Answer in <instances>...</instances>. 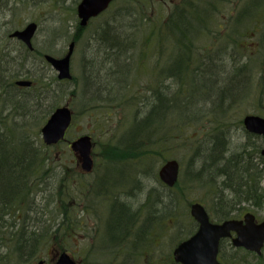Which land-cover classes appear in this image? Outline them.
<instances>
[{"label":"rangeland","instance_id":"1","mask_svg":"<svg viewBox=\"0 0 264 264\" xmlns=\"http://www.w3.org/2000/svg\"><path fill=\"white\" fill-rule=\"evenodd\" d=\"M80 1L2 0L0 3V72L4 71L3 54L9 53L11 57H17L18 47L23 48L17 39L10 38L9 34L23 29L28 23L37 25L36 33L32 38L33 50H30V54L36 51L41 55V58L36 59V62H31L29 58L25 64L23 57L18 55V61H13L7 66L13 68L11 70L6 68V70H9V74H13L15 77L6 81L5 77L0 78V115L7 116L9 114L7 111L13 106H16L18 110L17 105L21 103L26 104L30 113V102L35 101L40 107L36 112H31L34 120L31 117L32 122L27 121L29 125L25 129L31 131L30 138L32 140L36 139L41 142V128L46 124L55 108L68 106L71 109L74 120L67 131L66 140L51 149L52 155L56 157L53 165L57 168L59 175L65 174L66 180L61 181V186L55 187L52 194L45 193L42 200L36 201V203L47 202L52 216L50 218V215L47 214V220H52L55 216L56 222L58 221L57 217L62 219L64 216L62 210L59 214V211H54L59 199L62 198L63 203L71 210L67 215L70 214L78 221L67 232L69 241L61 238L64 237L62 233L54 234L57 227L53 225L49 233L54 236L40 245L36 256L31 260L30 258H19L12 251L6 252L3 249L2 253L6 252V256H0V264H36L40 260L45 261L46 264H54L58 254L64 251L71 255L77 264L88 262L92 264H121L119 256H125V252L123 249L117 251L118 236L123 230V226L120 225L123 216L119 210L127 211L129 216L135 214L139 205L145 206L142 208L146 210L145 201L149 192L153 190H156L153 193L159 197L158 202L163 199V192L159 191L161 189L158 187L159 180L155 178L158 176L159 168L167 160L174 159L180 164V181L185 171L190 173L198 167L197 162L195 164L193 162L195 160L192 154L198 146L193 139H208L203 142L205 143L202 145L204 148L212 139V135H216L213 134L216 130L219 135H225L229 141L226 143L229 145L230 155L237 154L239 156L242 154L244 157L246 150L250 149L248 148L249 141L254 142V147L264 142L248 137L242 125L243 119L248 115H258L264 118V31L261 35L262 28L260 27L256 35L243 36L244 31H241V26L243 24L246 26V24L242 20L243 16L237 17V14L243 11L242 0H137L138 6L132 5L136 0H116L110 6L109 13L118 7H126L128 4L130 7L137 8L138 11H140L139 8L142 9L143 15H148L150 18L151 24H157L156 28H161V22L172 11L182 13L188 10L187 30L190 36H194L195 28L199 29L194 39L196 53H204L207 59L212 57L216 60L214 63L216 66L211 74V77L216 80L214 83L216 90L208 96H204V94L196 96L193 103L184 110L179 111L177 105L169 110L164 129L171 130L173 138L170 140V145L164 148L162 152L164 157L161 159L156 155H153L152 158L139 156V154L119 155L110 158L108 154L105 155L104 153H108L109 149H120L123 147L121 143L128 142V137L125 138L127 130L133 126L135 117L148 112L152 90L157 88L159 91L160 85L171 83L172 94L177 92L178 85L174 81L164 82L165 78L163 77L179 51L173 42V44L171 42L162 43L164 47L158 43L159 37L163 33H170V29H156L149 42L146 41L148 37L141 36L147 32L141 31L135 35L139 40L134 49L128 52V61H124L123 57H120L110 66V70L106 69L105 46L96 43L91 37L103 20L100 18L97 22L95 21L97 17L92 19L84 29L80 27L77 18V7ZM209 7L211 8L209 9ZM192 15L196 19L192 20ZM203 20L205 22L207 20L208 25L205 28H200V21ZM78 27L82 28L78 31L79 34L76 32ZM248 34L250 32H247L246 35ZM260 36H262L261 39H259ZM254 37L258 40L254 42L255 45H251L250 41H253ZM233 38L237 39L236 47L232 43ZM71 42L74 44L70 59L71 79L58 80L56 72L44 59V55L62 58L68 52ZM244 48V52L252 57V61L249 60L247 65L252 68L253 72H245L248 76L247 85L243 84L237 89V92L235 91V95L240 99L229 106L225 101L223 103L225 110L219 113L221 109H217L219 101L216 100V97H219L227 76L234 73L236 66L242 65ZM196 58H198L197 55ZM205 63L210 64L208 60ZM100 64L103 69L99 68ZM176 64L175 60L171 68ZM197 65L198 63L195 62L193 67L195 68ZM26 70L29 71L27 75L23 74L27 72ZM111 71H114V75ZM6 73L8 72L6 71ZM32 76L37 78L34 79ZM201 78L202 76L191 77L193 81H199ZM16 81H30V89L18 86ZM106 83L108 84L106 85ZM112 84L114 89L107 92L108 85ZM71 93L72 95H70ZM10 94L14 96L13 99L9 98ZM107 95L109 97L105 101L101 100ZM172 97L176 99L177 94ZM35 107L34 105L32 109L35 110ZM161 125L160 123L159 127ZM81 135H89L93 142L92 158L96 166L90 175L84 174L78 165L77 155L69 147V143ZM121 138L125 141L120 143ZM200 149L202 150V147ZM191 156L193 160L189 164ZM127 166L131 168V173ZM256 169L255 177L257 174V179L259 178V183L261 182L260 188H264V164H260ZM108 182L114 183L112 185L117 187L114 188L115 194L109 196L112 193L110 191L106 195L100 196L98 201L101 192L109 191L110 186L106 185ZM90 187L92 188L91 197H87L85 195L87 192L90 193ZM118 188H121V192L117 191ZM173 190L174 193H177L176 188ZM56 192L61 193V196L56 195ZM156 195H152V201ZM189 195L190 203L205 205L207 211L212 215L209 214L214 217L212 218L213 222L221 221L215 219L214 215L220 214L221 211L228 208L226 199L223 204L215 205V201L211 200L213 197L208 195L205 189L196 190V192L191 190ZM83 199L87 201L83 202ZM114 201H116V206L113 205ZM177 201L179 200L177 199ZM260 201H258V205L254 204L255 208H251L247 204L234 208V212L228 219H240L249 212L254 214L259 221L264 220V198ZM158 204L156 203L155 207ZM122 205L125 207L121 208ZM161 205L159 204L157 211L158 216H160ZM189 207L185 203L182 211L184 216H187V220L192 223V230H194L197 226L190 216ZM47 220L42 218L43 227L53 223ZM189 222L184 223L180 228L178 223L174 227L171 221L165 225L166 235L161 234L154 241L155 250L158 252L155 258L153 257L154 262L157 260L158 264H163V259L166 260L171 255L178 241L184 238V235L189 237L192 234ZM11 236L6 235V242L9 243L8 239ZM112 250H115L117 256L115 253L111 254ZM221 255L223 259L225 257L234 264L241 262L264 264L262 263L264 258L258 260L245 252L232 249L224 242L221 246ZM132 264H142V259H136Z\"/></svg>","mask_w":264,"mask_h":264},{"label":"trees","instance_id":"2","mask_svg":"<svg viewBox=\"0 0 264 264\" xmlns=\"http://www.w3.org/2000/svg\"><path fill=\"white\" fill-rule=\"evenodd\" d=\"M242 1L243 11L238 13L237 17L243 16L242 20L246 24V26L244 24L241 26V31H244L243 36L250 37L252 34L256 35L260 27L262 28V35L264 31V0ZM132 5L138 6V1H134ZM139 10L127 4L126 7H118L112 13H109V10L106 11L95 20L98 22L102 18L103 21L99 23L91 37L94 38L96 43L105 46V53L107 54L104 61L107 64L106 69L110 70V66L117 59L119 60L120 57H123L122 59L124 61H128V52L134 49V46L139 40L135 37L137 32L141 33V31H146L147 33L141 36L148 37L146 41L149 42L156 29H170V33H163L159 37L158 43L164 47L162 43L173 42L178 48L179 52H177L173 60V63L176 60L177 64L171 68L173 66L171 63L165 72V77H163L165 78L164 82L174 81L178 85L177 92L172 94L171 83L160 85L161 88L159 91L157 88L152 90L150 92L152 97L149 100L148 112L142 116L139 114L134 118L133 126L127 130L125 136V138L128 137V142L121 143L125 140L120 139L122 148H111L108 153H104L105 155L108 154L109 158L119 155L139 154V156L146 158H152L154 157L153 155H156L161 159V157H164V153L162 154L164 148L170 145V140L173 138L172 131L168 128L164 129L165 123H167L166 118L169 115L168 112L172 108L171 105H177L179 111H181L188 108L196 96L200 94L208 96L216 90L214 86L216 80L211 77L213 69L216 66L214 64L216 60L212 57L207 59L204 53H196L194 39L199 29L195 28L196 32L194 36H190L187 30V23L189 21L188 10L182 13L172 11L161 22V28H156L158 27L157 24H151L148 15H143V10L140 8ZM80 30L82 28L78 27L76 32L79 34L78 31ZM247 32H250V34L246 35ZM74 36L76 39V33ZM243 36L241 35L242 38ZM261 38L262 36L259 39ZM256 40L258 39L254 37V40L250 41V44L255 45L254 42ZM232 43L236 47L237 39L233 38ZM256 43L258 44L259 42ZM17 51V57H11L9 53L3 54L4 71L0 72V78L5 77V81L15 77L13 74H9V70H6V68L13 69L7 66L13 61H18L19 56L23 57L24 64L26 61L28 62L29 58L31 62H36V59L41 58V55L36 51L30 54L29 57V53H27L24 47H18ZM193 53L195 55L194 57ZM196 55L198 58H196ZM251 59L252 57L244 52L242 65L240 67L236 66L234 73L227 76L223 82L224 85L219 93V97L215 94L217 96L216 100L219 101L217 103L219 104L217 109H221L219 113L224 112L223 110L225 108L223 107V103L225 101L229 106L240 99L235 93L240 86L243 84L247 85L248 83V76L245 72H253L251 70L252 68L247 65L252 61ZM207 60L210 64L205 63ZM195 62L198 65L194 68L193 65ZM13 66L15 67V65ZM233 66H235L234 63ZM99 68L103 69L101 64ZM23 74L27 75L29 71ZM192 76H202V78L199 81H193L191 79ZM32 78L35 79L37 77L32 76ZM108 86L111 87V85ZM3 88L5 89L4 86ZM175 94H177L176 99L172 97ZM185 94L188 95L186 96ZM9 98H11V94ZM30 104V113L26 104L21 103L17 105L18 110L16 106H13L7 111L9 113L7 116L0 115V256L5 257L6 252L12 251L19 258H30L31 260L36 256L40 245L54 236V234L59 235L62 233L64 237L61 238L68 239L69 241L70 238L67 232L78 221L72 218L70 214L67 215L71 210L63 203L62 198L59 199L54 211H59V214L60 210H62L64 216L62 219L56 216L58 218L56 222L54 220L55 216H53L52 220H47V214L50 215V218L52 217L47 202L43 204L36 203V201L42 200L45 193L50 192L52 194L55 187H60L61 181L66 180V176H64L65 174L59 175L57 168L53 165L56 157L52 155L51 149L57 145L47 147L42 141L32 140L30 138L31 131L25 129L32 122L31 120H34L31 112H36L40 107L35 101L30 102ZM34 105L36 106L35 110L32 109ZM27 116L28 119H26ZM31 117L32 119L30 120ZM160 123L162 124L161 127H159ZM213 134L216 135H212V139L209 140L204 148L202 145H205V143L203 142H206L208 139H193L198 144L192 154L195 160L193 162H197L200 168L195 173H187V171L183 173L181 180L174 187L177 193H174V188H167L159 182L158 187L161 189L159 191L163 192V199L160 202H158L159 197L153 193L156 190H153L149 192L145 201L147 205L146 210L142 208L143 205H139L137 210H135V214L130 216L127 211L119 210L123 218L126 219L124 220L122 218L120 221L123 230L117 240V251L119 252L123 249L125 252V256H119L121 264H132L136 259H142V264H158L157 260L154 262V258L158 253L155 250L154 241L161 234L163 236L166 235L167 232H164V227L168 222L171 221L174 227L178 223L179 228L184 223L189 222L187 216H184L182 208L185 203L190 206L191 199L189 193L191 190L196 192V190L205 189L208 195L216 194L211 195L214 198L215 205L223 204L224 199L227 200L228 204L226 206L228 208L225 211H221L220 214L214 215L215 219L221 221L227 220L234 212L236 200L255 202L256 205H258L259 200H263L264 188H260L259 178L256 181L257 174L256 177L255 174L251 176V180L247 182V187L242 185L235 168L238 155H230L229 145L226 143L229 141H227L225 135H219V132L216 130ZM201 147L202 150L200 149ZM193 159L191 156L189 164ZM205 165L208 169H205ZM128 169L131 173V168L128 167ZM204 169L206 171L205 175H203ZM155 179L157 180V177ZM91 189L90 187L89 191ZM217 191H219V194ZM173 193L174 196L172 195ZM56 195L61 196V193L56 192ZM152 195H156L153 201ZM226 195L228 197H225ZM179 202L180 204H178ZM150 203L153 204L151 205ZM156 203L162 204L160 206V216L157 215L159 204L155 207ZM42 218L53 223L47 225V227L46 225L43 227ZM211 218L214 217L211 216ZM172 220L174 221L172 222ZM189 224L191 227L190 232L193 233L195 229L192 230L193 225L190 222ZM53 225L57 229L54 234H50L49 231H51ZM6 235H12L8 239L9 243L6 242ZM183 237L178 243L188 236L184 235ZM3 249L6 250L5 253H2ZM113 253H115V250H112L111 254ZM115 255L117 256L116 253ZM220 258L223 260L222 256ZM224 261L226 264H234L226 258ZM86 264L92 263L88 262ZM163 264L178 263L173 261L171 253L166 260L163 259Z\"/></svg>","mask_w":264,"mask_h":264},{"label":"water","instance_id":"3","mask_svg":"<svg viewBox=\"0 0 264 264\" xmlns=\"http://www.w3.org/2000/svg\"><path fill=\"white\" fill-rule=\"evenodd\" d=\"M115 0H81L77 7V18L80 27L84 28L88 22L105 12ZM37 30L35 23H29L23 30L13 32L10 37L16 38L33 50L32 38ZM74 44L71 43L68 52L62 58L45 55L44 59L57 73L58 80L71 79L70 59ZM21 87L31 86L29 81H17ZM72 122V112L68 106L56 108L41 128L42 141L46 146H53L64 140L65 134ZM243 124L249 133L264 136V118L248 115ZM71 150L77 154L81 162V169L89 172L92 169L91 139L80 136L70 143ZM264 156V149L262 151ZM179 164L176 160H169L159 169V179L168 187H173L178 179ZM190 215L198 224L196 232L187 240L181 242L173 250V259L179 264H221L218 261L219 243L221 239L230 237L231 232L237 236L232 240L234 247H244L250 251L261 253L264 244V220L255 223L252 214L244 216L243 221L227 220L222 223H212L207 211L199 203L192 204ZM36 264H45L40 260ZM54 264H76L75 260L66 252L58 255Z\"/></svg>","mask_w":264,"mask_h":264},{"label":"flooded vegetation","instance_id":"4","mask_svg":"<svg viewBox=\"0 0 264 264\" xmlns=\"http://www.w3.org/2000/svg\"><path fill=\"white\" fill-rule=\"evenodd\" d=\"M2 1V0H1ZM1 3V2H0ZM209 9H210V7H209ZM209 14H210V11H209V13H208V19H209ZM191 18H192V20H194V19H196L195 18V16L194 15H192L191 16ZM207 19V20H208ZM207 20H206V22L203 20V21H200V28L202 27V28H205L207 25H208V22H207ZM194 22V21H193ZM204 30V29H203ZM18 41V40H17ZM24 48H25V50H27L28 51V53H29V57H30V50L28 49V48H26V46L22 43V42H20V41H18ZM111 73L113 74L114 73V71H111ZM30 82V81H29ZM28 89H30V86L28 87ZM246 133V135L248 136V137H253V140L254 139H260V140H263L264 141V136H262V135H257V134H253V133H249L248 131H246L245 132ZM248 142V141H247ZM253 141H249V148L250 149H248V150H246V156L244 157V156H242V154H240L239 156H238V159H237V163H236V172L238 173L237 175L239 176V178H240V183L242 184V185H244L245 187H247V182H249L250 180H251V176H253L254 175V171L255 170H257L256 168H258V166L260 165V164H264V156H262V151H263V149H264V142L261 144V145H258L257 144V147H254L253 146ZM78 158V165H79V167H81V162H80V160H79V157H77ZM195 164V163H194ZM198 164V163H197ZM96 166V163H94V159L92 158V169H91V171H89V172H85L84 174H86V175H90V174H92L93 172H94V167ZM194 166V165H193ZM200 168V165L198 164V167H196V169H193L194 171H192V172H198V169ZM205 169H208V167H206V165H205ZM205 169H204V174L203 175H205L206 174V171H205ZM257 172V171H256ZM157 178H158V176H157ZM97 179V178H96ZM219 179V178H218ZM256 181H257V178H256ZM160 182V181H159ZM93 183V182H92ZM161 183V182H160ZM106 184H109V185H112V184H114V183H106ZM162 184V183H161ZM90 185H91V183H90ZM125 185H127V184H125ZM163 185V184H162ZM122 186H124V185H122ZM260 186H261V182H260ZM114 188H117V187H114ZM120 189L121 188H118V190L117 191H120ZM115 189H113V190H111V194H109V196H111V195H114L115 194V191H114ZM110 192V190L109 191H105V192H101L100 193V195H99V198H98V201H99V199H100V196H103V195H106L107 193H109ZM121 192V191H120ZM218 192V194H219V191H217ZM211 195H216V194H211ZM85 196H90L91 197V191H90V193H88L87 192V194L85 195ZM214 198H212L211 200H213ZM86 202L87 200H84L83 199V202ZM242 204H247L249 207H251V208H255V202H249V201H242V200H236L235 201V208H238V207H240ZM113 205L114 206H116V201H114L113 202ZM119 205H121L120 203H119ZM123 206L125 207V205H122V207L121 208H123ZM115 208V207H114ZM247 214H252V213H245L243 216H242V218H235V220H237V221H243V219H244V216L245 215H247ZM254 217H255V222L256 223H260L261 221H259L257 218H256V216L254 215V214H252ZM237 236V234L235 233V232H231V235H230V237L228 238V239H225V241H224V243H226V245H230V247H231V243H232V239L234 238V237H236ZM236 251H238V252H240V251H242V252H245L246 254H248V255H252V256H254L255 258H257L258 260L260 259V260H263V258H264V244H263V247H262V249H261V253L258 255V254H256L255 252H253V251H250V250H248V249H246V248H244V247H237V248H234ZM239 264H246V263H244V262H241V263H239Z\"/></svg>","mask_w":264,"mask_h":264},{"label":"bare ground","instance_id":"5","mask_svg":"<svg viewBox=\"0 0 264 264\" xmlns=\"http://www.w3.org/2000/svg\"><path fill=\"white\" fill-rule=\"evenodd\" d=\"M71 43H73V42H71ZM173 60H174V59H173ZM172 64H173V61H172ZM106 85H107V83H106ZM107 88H108V90H107V92H108V91L114 89V86H113V84H112L111 87H107ZM103 89H104V88H103ZM108 97H109L108 95H107L106 98H105V97H102L101 100H104V101H105ZM11 99H13V96H12V95H11ZM171 106L173 107V106H175V104H172ZM235 168H236V165H235ZM109 186H110V187H109V190H110V191L114 189V186H113V185H109ZM123 188H124V186H123Z\"/></svg>","mask_w":264,"mask_h":264}]
</instances>
